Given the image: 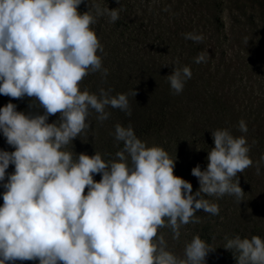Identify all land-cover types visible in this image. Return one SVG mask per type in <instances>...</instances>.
<instances>
[{
  "label": "rangeland",
  "instance_id": "374dc122",
  "mask_svg": "<svg viewBox=\"0 0 264 264\" xmlns=\"http://www.w3.org/2000/svg\"><path fill=\"white\" fill-rule=\"evenodd\" d=\"M25 7L41 63L22 89L0 66V264H264L263 0ZM206 96L240 116L173 102ZM109 234L123 245L90 262Z\"/></svg>",
  "mask_w": 264,
  "mask_h": 264
},
{
  "label": "trees",
  "instance_id": "16d2710c",
  "mask_svg": "<svg viewBox=\"0 0 264 264\" xmlns=\"http://www.w3.org/2000/svg\"><path fill=\"white\" fill-rule=\"evenodd\" d=\"M26 2H28V0H0V66L9 63L12 67L16 68L15 72L19 77L18 82L20 84V89H22L24 83L30 84L33 82V78L36 76V73L33 72L41 63V57L38 54L40 50V43L37 41L36 37L39 30L37 27H35L36 25L33 24V22L30 23L29 19L26 18V15L24 16ZM206 5L208 6V4ZM17 28H20V32H22L24 35L22 38H19L18 41L14 42L12 38L16 39L14 32L17 31ZM10 40L12 42H10ZM222 66L223 64L220 63L218 67ZM64 76L69 77V74L65 73ZM151 76L154 77L152 73ZM36 79L37 78H35L34 81H36ZM62 82L63 83H61V85L65 84L64 79ZM159 86L162 87L161 85ZM154 89L161 95L165 92L163 87L160 90L156 88ZM61 91L62 88L59 89V92ZM155 95L156 97H159L156 93ZM180 97L182 96L180 95ZM192 100L193 98L190 97L189 101ZM211 100L212 99L210 97L206 96L205 98H202L201 100H195L190 104L186 103L183 105L176 100H173V102L180 107H186L187 105L192 106L198 115H200L199 112L210 114L208 115L209 120L213 119V122L218 116L223 114L224 110L230 111V113L234 115L236 119L240 116V111L234 112L233 109H229L228 106H225L226 109H223V111L218 113L219 108L213 109L208 104L211 102ZM156 105L158 110V103ZM155 122L156 128H160L161 125L166 122V118L162 113H159V118ZM213 130L214 129L211 128V131ZM15 191L16 186H14L12 183H6L0 187V225L4 220L6 209L9 207L11 198ZM45 212L47 216L45 221L50 225L55 227L58 225L65 228L68 226L70 222V216L64 205L48 203L45 207ZM0 237L6 241L5 237ZM123 242L124 240L122 235L118 234H109L106 236L101 235L96 237V239L90 242L88 245L90 262L95 261V259L100 256H107L108 254L115 252L123 245ZM231 262L233 263V261Z\"/></svg>",
  "mask_w": 264,
  "mask_h": 264
}]
</instances>
